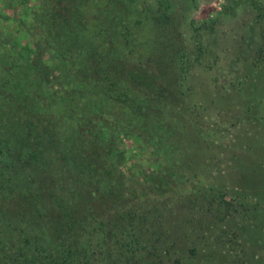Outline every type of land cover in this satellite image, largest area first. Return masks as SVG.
I'll return each mask as SVG.
<instances>
[{
    "label": "rangeland",
    "instance_id": "374dc122",
    "mask_svg": "<svg viewBox=\"0 0 264 264\" xmlns=\"http://www.w3.org/2000/svg\"><path fill=\"white\" fill-rule=\"evenodd\" d=\"M32 95L9 163L49 173L0 199V264H264V0H0V118Z\"/></svg>",
    "mask_w": 264,
    "mask_h": 264
},
{
    "label": "trees",
    "instance_id": "16d2710c",
    "mask_svg": "<svg viewBox=\"0 0 264 264\" xmlns=\"http://www.w3.org/2000/svg\"><path fill=\"white\" fill-rule=\"evenodd\" d=\"M66 38L68 40V37ZM81 38L82 39L80 42L83 41L84 43V39L86 37H81ZM68 42L70 43V41ZM98 53H100V51H95V50L89 51V49H86L84 53L86 62L89 64L96 62ZM1 61L6 62L3 60ZM14 64L16 66L17 62L14 61ZM83 75L85 76L83 81L87 83L88 89L90 88L87 93L84 92V94L87 95L88 106L90 107V109L98 108L101 105H105L108 109L111 110V106H114V104L115 105L120 104V102L125 101L126 98L128 97V94L126 93V91H124V89H119V84H117L116 80H109L106 74L105 76H102L99 74V72L96 69H89L85 67ZM82 83L83 82L81 80L80 84L76 83V86L80 88ZM73 94L80 96V97L83 95L80 89H77ZM29 99L30 101H27L26 104H24L25 102L23 103L22 102L21 103L11 102V104L9 103L8 105L9 107L14 108L18 111V115H21L20 118L16 117L14 118L12 122L10 120H8L9 122L8 121L6 122L2 118H0V199L5 197L7 192H9L10 188H12L13 186H19V185L26 186V188L31 194L33 190H38L41 188L39 184L36 185V183H33V181L31 180H35L34 178H36L37 174L49 173V170H47L45 166H42L43 164L39 166L36 163H33L31 165V168L23 169V171L17 172L15 173L16 174L15 175L12 173V170H11V168L13 169V166L9 163L10 159H9L8 154H10V151L8 148L9 146L8 144L15 143L19 140L17 137L12 136L14 134V131H12L13 127H15L17 124L29 126V123H31L29 121H33V120L35 121L31 123L32 125H36L37 123L36 121L37 119L36 111L37 110H36V106H34V103H36L38 100L33 95L30 96ZM66 102H69V99ZM23 107L24 108L28 107V108L25 111ZM22 117L24 118L26 117V118L23 119ZM37 141L40 143L39 139ZM24 159L25 158L22 157L23 161ZM84 166L86 167V172H84L85 174L83 175L82 173H80V171L77 172L71 183V188H73V191L75 193V194L71 193L72 199L75 197V201L73 202V204L75 202H82L83 204L88 205V204H91L93 200V199H89L92 195L89 194L91 191L88 190L89 183H90V174L93 173L91 169L93 167L89 161L85 162ZM54 172L55 174H60L56 171ZM9 181L11 183H9ZM107 187L110 188V186H107ZM107 187L106 188L99 187L95 189L93 191V196H96V195L98 196L99 193L101 194V192H102L101 194L102 196L105 195L106 194L105 192L108 189ZM97 191L99 193L94 195ZM58 193H59V190L57 192V195H55V199L58 198ZM94 198H97V197H94ZM73 212L76 213V211H73Z\"/></svg>",
    "mask_w": 264,
    "mask_h": 264
}]
</instances>
